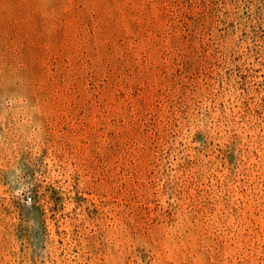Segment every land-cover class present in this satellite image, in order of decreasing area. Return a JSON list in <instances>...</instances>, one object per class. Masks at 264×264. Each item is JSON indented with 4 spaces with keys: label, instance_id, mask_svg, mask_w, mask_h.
I'll use <instances>...</instances> for the list:
<instances>
[{
    "label": "rangeland",
    "instance_id": "rangeland-1",
    "mask_svg": "<svg viewBox=\"0 0 264 264\" xmlns=\"http://www.w3.org/2000/svg\"><path fill=\"white\" fill-rule=\"evenodd\" d=\"M0 264H264V0H0Z\"/></svg>",
    "mask_w": 264,
    "mask_h": 264
},
{
    "label": "built area",
    "instance_id": "built-area-1",
    "mask_svg": "<svg viewBox=\"0 0 264 264\" xmlns=\"http://www.w3.org/2000/svg\"><path fill=\"white\" fill-rule=\"evenodd\" d=\"M33 196L30 193L25 194L23 202L25 206H31L33 204Z\"/></svg>",
    "mask_w": 264,
    "mask_h": 264
}]
</instances>
